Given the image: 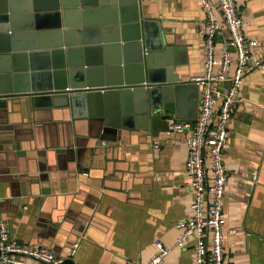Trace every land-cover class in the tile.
<instances>
[{"label": "crops", "instance_id": "obj_1", "mask_svg": "<svg viewBox=\"0 0 264 264\" xmlns=\"http://www.w3.org/2000/svg\"><path fill=\"white\" fill-rule=\"evenodd\" d=\"M235 2L246 35L264 59V0ZM140 6L161 24L171 46L172 75L181 82L203 75L200 27L207 13L201 0H140ZM215 14L228 36L221 14L216 9ZM76 17L72 25L79 22ZM106 23V15L90 20L94 28ZM42 24L53 31L52 22ZM221 55L217 42L216 56ZM232 58L230 76L234 53ZM182 99L184 121L195 122L189 119L194 96ZM91 124L75 119L68 108L34 109L28 98L11 99L0 109V224L19 242L61 258L81 238L75 264H147L158 253L157 242L170 248L163 264H195L194 241L178 248L175 227L192 214L187 136L165 126L155 135L119 129L102 136L101 127L92 131ZM229 130L223 205L226 228L236 234L225 236L224 245L237 251L232 264H264V69L246 78ZM25 264L40 263L27 259Z\"/></svg>", "mask_w": 264, "mask_h": 264}, {"label": "water", "instance_id": "obj_2", "mask_svg": "<svg viewBox=\"0 0 264 264\" xmlns=\"http://www.w3.org/2000/svg\"><path fill=\"white\" fill-rule=\"evenodd\" d=\"M98 14L108 23L94 28ZM43 20L53 31L40 28ZM95 33L100 37L91 38ZM167 44L140 0H0V109L28 98L34 109H71L75 119L92 121V131L99 125L102 136L169 131V119H188L187 93L194 96L189 119H197L200 90L172 75Z\"/></svg>", "mask_w": 264, "mask_h": 264}, {"label": "built area", "instance_id": "obj_3", "mask_svg": "<svg viewBox=\"0 0 264 264\" xmlns=\"http://www.w3.org/2000/svg\"><path fill=\"white\" fill-rule=\"evenodd\" d=\"M207 19L201 24L200 37L205 43L204 74L193 77L199 87V112L195 122H169V133L185 134L188 146L186 170L192 182V214L176 224L180 232L178 248L194 241L195 264H232L237 251L226 249L225 236L236 230L226 228L224 216L225 189L228 180L224 153L229 138V124L246 78L264 69V59L256 51L258 43L244 30L235 0H201ZM221 14L228 31L226 36L217 19ZM222 44V55L216 56V43ZM236 55L234 73L230 76L232 55ZM215 68H219L215 72ZM228 84V86H227ZM81 238L74 242V257ZM157 255L147 264H163L170 248L157 242ZM33 259L40 264H62L65 258L44 247L25 245L13 238L5 223L0 224V264H25ZM141 264V263H134Z\"/></svg>", "mask_w": 264, "mask_h": 264}]
</instances>
